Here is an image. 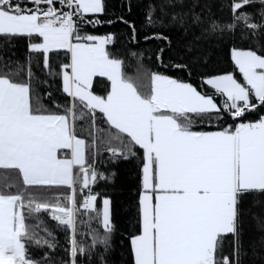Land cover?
Segmentation results:
<instances>
[{
	"label": "snow or ice",
	"instance_id": "obj_1",
	"mask_svg": "<svg viewBox=\"0 0 264 264\" xmlns=\"http://www.w3.org/2000/svg\"><path fill=\"white\" fill-rule=\"evenodd\" d=\"M143 7L139 26L115 21L128 75L116 34L87 31L114 23L108 0H0V264H108L116 225L96 186L121 161L139 169L128 264H264V236L245 239V205L264 201V0H228L227 19L208 0ZM213 42L242 79L203 70Z\"/></svg>",
	"mask_w": 264,
	"mask_h": 264
},
{
	"label": "trees",
	"instance_id": "obj_2",
	"mask_svg": "<svg viewBox=\"0 0 264 264\" xmlns=\"http://www.w3.org/2000/svg\"><path fill=\"white\" fill-rule=\"evenodd\" d=\"M129 0H108L109 11L108 15L104 17V20H113L114 23H102L95 27L89 26L87 31L95 35H106L110 33L116 34L117 44L113 49L114 53L125 59V72L128 75H133L135 73V66L137 61L132 59L130 56L126 55V48L128 47L125 34L128 28L125 24L115 22L116 18L123 15L126 19L130 21H135L139 26L144 11V4L147 0H130L132 11L131 14L128 13L127 5ZM203 3L204 0H201ZM208 2L215 5L212 12L218 18L227 19L229 16V9L227 7L228 0H208ZM122 4L124 5L122 7ZM221 6L222 10H221ZM200 11V9H196ZM199 34L198 31L196 33ZM143 32H141V37ZM179 35H174L173 40H177ZM190 35L187 39H192ZM143 43V42H142ZM239 43V41H237ZM3 41H0V47H3ZM111 47V46H110ZM150 49H155V44H150L145 46ZM209 50L208 63L204 66L203 70L208 73H222L224 70L229 72H234L237 79H242L238 70H234V65L230 60V51L228 46L224 43L209 44L206 46ZM14 51L17 57L24 61L26 59V45L22 41H18L14 45ZM145 63L150 62L145 60ZM35 68V64L33 65ZM150 66H154L151 65ZM38 74L39 69H36ZM108 82L102 78L97 77L94 81V91L97 94H104L105 88ZM47 86L41 87L42 94L46 92ZM56 99L63 103V98L59 92L52 89ZM44 103L47 104L49 101L45 96ZM84 135H87L85 132ZM106 159V157H105ZM106 173H115L111 177V181H98L96 186V191L99 193V206H101V200L103 198H108L111 201V208L113 213V220L116 225V232L113 236L112 249L107 255L108 264H128L129 257V246L128 240L126 238V230L135 215V201L137 199L136 190L138 187V164L136 161H121L117 164H109L107 168L101 169ZM245 207L249 210L245 221V239L248 242H256L259 245V241L264 232H261L258 218H264V201H253L250 200L246 203ZM46 221V226L50 229L56 228V222L51 221L47 217L44 218ZM82 219H84L82 217ZM95 227V225H93ZM83 230V229H82ZM55 235L60 243L64 245L66 242V235L63 231H56ZM61 253L63 248L60 249ZM248 264H260L259 260L252 261L249 260Z\"/></svg>",
	"mask_w": 264,
	"mask_h": 264
},
{
	"label": "crops",
	"instance_id": "obj_3",
	"mask_svg": "<svg viewBox=\"0 0 264 264\" xmlns=\"http://www.w3.org/2000/svg\"><path fill=\"white\" fill-rule=\"evenodd\" d=\"M103 200V199H102ZM102 200H101V207H102Z\"/></svg>",
	"mask_w": 264,
	"mask_h": 264
}]
</instances>
